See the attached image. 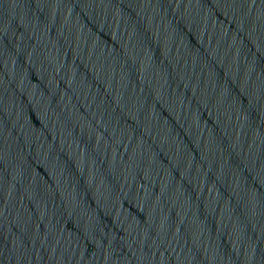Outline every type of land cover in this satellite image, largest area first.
<instances>
[{"label": "water", "instance_id": "95a60500", "mask_svg": "<svg viewBox=\"0 0 264 264\" xmlns=\"http://www.w3.org/2000/svg\"><path fill=\"white\" fill-rule=\"evenodd\" d=\"M0 264H264V0H0Z\"/></svg>", "mask_w": 264, "mask_h": 264}]
</instances>
